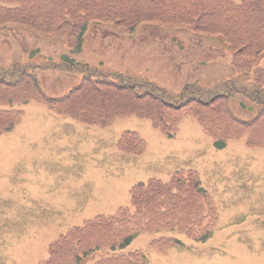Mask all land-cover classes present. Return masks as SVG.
<instances>
[{"label":"rangeland","instance_id":"1","mask_svg":"<svg viewBox=\"0 0 264 264\" xmlns=\"http://www.w3.org/2000/svg\"><path fill=\"white\" fill-rule=\"evenodd\" d=\"M16 32L19 37L0 34L2 65L27 62L32 59L30 51L37 48L40 52L34 58L57 59L65 54L61 40L33 36L24 29ZM199 35L191 27H151L134 39L90 36L79 58L145 75L176 92L187 82L211 86L235 76L230 57L214 58L218 52L213 46L222 48L224 42ZM210 57L212 63L201 64ZM63 70L41 74L48 94L64 95L77 84L78 75ZM233 103L239 117L253 115L254 104L244 96L235 95ZM15 107L24 111L22 124L14 134H0V264H37L48 257L50 243L68 228L129 205V190L136 183L151 178L168 181L181 169L196 171L218 204L219 222L212 237L196 243L177 231L156 227L157 232L139 234L127 250L141 251L151 264H264V149L249 148L241 139L217 150L209 136L232 137L229 125L207 122L204 126L187 115L176 136L168 138L151 121L138 117H120L107 128L78 122L74 126L53 122L71 118L36 101ZM128 131L147 143L140 158L122 156L117 148ZM27 188L31 198L23 197ZM61 198L66 199L71 218L58 224L48 210ZM214 216L213 208L211 220ZM167 236L184 245L166 253L152 247L153 239ZM99 257L100 253L91 254L84 264H93Z\"/></svg>","mask_w":264,"mask_h":264},{"label":"trees","instance_id":"2","mask_svg":"<svg viewBox=\"0 0 264 264\" xmlns=\"http://www.w3.org/2000/svg\"><path fill=\"white\" fill-rule=\"evenodd\" d=\"M151 27H191L202 35L221 37L227 51L214 49L219 53L214 58L230 53L238 75L212 87L191 83L174 92L147 77L66 54L59 60L0 64V133L11 131L23 116V110L13 105L37 100L60 114L103 127L122 116L146 118L169 138L176 136L182 119L191 115L204 126L227 124L233 138L246 136L249 145L264 147V0H0V33L17 35V30L24 29L62 40L71 54L83 53L90 36L134 39ZM60 68L77 72L81 81L63 96H50L42 88L39 73ZM236 94L258 106L252 120L233 116L230 99ZM232 137L216 138L215 145L224 148L225 140ZM119 147L138 156L146 143L127 132ZM130 196V206L72 227L38 264H82L98 251L105 254L94 264H149L140 252L109 254V250L123 251L140 232L157 226L191 233L203 205L212 211L210 196L192 170L176 171L167 182L157 178L140 182ZM193 236L205 241L210 232Z\"/></svg>","mask_w":264,"mask_h":264},{"label":"crops","instance_id":"3","mask_svg":"<svg viewBox=\"0 0 264 264\" xmlns=\"http://www.w3.org/2000/svg\"><path fill=\"white\" fill-rule=\"evenodd\" d=\"M53 122H68V123H74V122H77L73 119L69 120V119H60V120H55ZM80 124V123H79ZM74 126V124H72ZM19 128V127H18ZM18 129H16L17 131ZM14 134V133H12ZM25 144V142H24ZM23 149V148H22ZM24 150V149H23ZM33 190H37L39 191L38 188H33ZM31 189L27 188L25 190V192L23 193V197L24 198H31ZM7 203V202H6ZM8 205H11V203H7ZM67 201L65 198H61L59 201H57L48 211L51 213L50 216H51V219L53 221H58L57 223L58 224H62L66 221H68L70 218H71V214L70 213H67ZM74 207H87V206H74ZM74 207L72 208V212L74 213L73 209Z\"/></svg>","mask_w":264,"mask_h":264}]
</instances>
